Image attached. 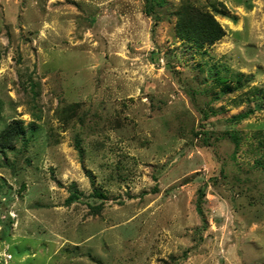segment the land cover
I'll return each mask as SVG.
<instances>
[{
	"label": "rangeland",
	"instance_id": "rangeland-1",
	"mask_svg": "<svg viewBox=\"0 0 264 264\" xmlns=\"http://www.w3.org/2000/svg\"><path fill=\"white\" fill-rule=\"evenodd\" d=\"M0 264H264V0H0Z\"/></svg>",
	"mask_w": 264,
	"mask_h": 264
},
{
	"label": "trees",
	"instance_id": "trees-1",
	"mask_svg": "<svg viewBox=\"0 0 264 264\" xmlns=\"http://www.w3.org/2000/svg\"><path fill=\"white\" fill-rule=\"evenodd\" d=\"M162 0H146L147 11L154 7V5H160ZM177 18L175 21V33L179 39L189 44L194 45L196 48H202L205 45H211L215 41L219 40L224 34V28L209 11H202L191 5H184L177 9ZM22 128L20 123L14 121L4 130V134L11 137H17L19 131ZM228 134L232 137L233 141L237 144L239 139L234 132ZM81 193L71 188L68 201L76 200ZM97 195L101 196L99 192ZM203 196L202 190L199 192L197 199L196 210L201 214L200 201Z\"/></svg>",
	"mask_w": 264,
	"mask_h": 264
}]
</instances>
